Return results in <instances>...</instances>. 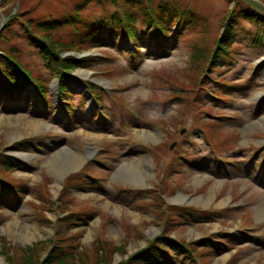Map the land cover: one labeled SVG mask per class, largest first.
<instances>
[{
	"label": "rangeland",
	"instance_id": "1",
	"mask_svg": "<svg viewBox=\"0 0 264 264\" xmlns=\"http://www.w3.org/2000/svg\"><path fill=\"white\" fill-rule=\"evenodd\" d=\"M83 1L0 0V51L13 52L10 68L40 93L35 86L28 98L0 99V159L18 161L12 170L0 167V177L26 188L21 200L0 202V252L23 264L17 255L27 247L37 246L43 261L69 245L82 253L76 264H96L97 249L107 250V264H138V254L154 252L158 241L184 247L183 264H264V19L242 20L249 17L240 10L264 15V0H176L196 19L164 51L142 22L155 0ZM122 10L134 17L137 39L122 33ZM113 15L117 31L105 24L91 48L97 21ZM233 18V56L219 64L210 54ZM38 23L54 24L52 38L73 48L59 59L83 60L87 68L66 67L71 73L60 81L55 61L46 67L23 36ZM198 50L208 53L193 64ZM79 70L90 79H79ZM62 148L94 154L54 188L48 165ZM144 158L150 177L143 186L114 175ZM177 197L186 200L173 202Z\"/></svg>",
	"mask_w": 264,
	"mask_h": 264
},
{
	"label": "trees",
	"instance_id": "2",
	"mask_svg": "<svg viewBox=\"0 0 264 264\" xmlns=\"http://www.w3.org/2000/svg\"><path fill=\"white\" fill-rule=\"evenodd\" d=\"M109 1V0H107ZM162 1L164 0H155V10L152 9V13H150V16L144 19L142 22L144 24V29L147 34L151 38L156 37V41L158 42V45L160 47H163L164 45L168 43L169 40H167V33L165 32L166 28L170 26L171 23H174V26L176 28H182L186 29L184 27L185 22L188 24H192L194 20L196 19V12L194 10H181L182 2L171 0L173 4L175 2L177 3V7H169L163 5ZM87 0H84L82 2L86 3ZM169 2V0H168ZM135 4H138V2H135ZM153 8V7H151ZM180 8V9H179ZM124 9H126V6H124ZM240 10L243 12V15H246L249 18L242 19V20H251L253 17L259 16L262 19H264V15L259 13V10H253L251 7L244 6L243 9L240 8ZM120 14V13H119ZM121 17L124 20V24H120L122 28V33L127 34L131 39H137V34L133 29L134 17L131 13L127 12L126 10L121 11ZM116 19L115 15L108 17L106 22L103 19L102 21H97L96 26L98 25V29L93 31L91 35L85 39L88 44H90L91 48L96 46V43L101 41V36L103 35V31H105L103 28L105 27V24H107L108 32H115L117 31V27H115V23L113 19ZM236 18V17H235ZM229 20L226 19L225 24L223 25V28H225V31L223 32V35L221 36L219 40V50L216 52V54H210V60H214V62H219L221 64L223 62V58L225 56H233V52L230 50V44L233 43L234 39V30H235V22L234 19ZM117 19L118 14H117ZM99 22V23H98ZM120 22V21H119ZM72 23L68 19H64L62 25ZM54 24H41L38 23L35 26H31V29L24 30L23 36L26 39V41L29 43L31 47L36 49L40 54L42 60L45 62L46 67L49 66L50 62L52 60L55 61V66H57L56 69V76L61 79H65L70 75V71L65 72V68L67 69H75L76 67L79 68H87V65L83 64L82 61H72L71 58L66 59H59V55L63 52L71 51L73 50L72 47H69L60 41H55L53 37V32L56 30V28L53 27ZM1 35V34H0ZM3 37L0 38L2 40ZM111 39V38H110ZM113 40V39H111ZM208 51H195L192 56L193 64L197 63L198 61H201L202 58H204L207 55ZM13 52L11 51H0V99H12L14 97H29V88L30 86H36L37 85L34 81L31 79H28L25 77L20 71L18 67V71H14L10 68V65L15 61L11 60ZM11 57V58H10ZM17 61L19 60L17 58ZM219 64H216L217 67H219ZM14 66V65H13ZM41 86V84H40ZM63 89H60L62 91ZM37 91H39L37 89ZM65 92H68L66 88H64ZM17 151H21V149H15ZM18 161L11 157H2L0 159V167L8 170H12L16 165ZM26 188L23 186H19V189L13 188L9 183L1 179L0 177V202H4L6 200L11 199H17L21 200V194H23V191ZM4 200V201H2ZM157 248L154 252L150 253L148 251H141L137 258L135 259L134 263L138 264H176V262L173 260H177L179 264H183L185 262L184 256L188 253V251L182 247V249H178V247L171 242H156ZM76 244H74L75 246ZM109 248V246L107 247ZM73 249H69V245L61 246L59 245L55 249H53L49 254L48 257L43 261H38V252H37V246H31L24 249L20 256L17 255V257L20 259V261L23 262V264H76V261H78V258L81 259L82 253L72 252ZM113 250V248H112ZM114 252H118L122 254L124 251L121 249L119 251V248H115ZM96 253V264H107V262L104 261V258L107 254V250L103 249L104 254H99L98 249L95 251ZM175 253V256H170ZM0 255H3L7 262L13 264L12 258L5 252L1 251ZM105 255V256H104ZM181 255V256H179Z\"/></svg>",
	"mask_w": 264,
	"mask_h": 264
},
{
	"label": "bare ground",
	"instance_id": "3",
	"mask_svg": "<svg viewBox=\"0 0 264 264\" xmlns=\"http://www.w3.org/2000/svg\"><path fill=\"white\" fill-rule=\"evenodd\" d=\"M76 76L79 79H90V73L86 72L84 70H79L76 73ZM98 84H102L103 86L106 85L104 82H96ZM52 90H54V86L52 87ZM56 91V88H55ZM89 95L88 100L91 101V96ZM263 94V93H260ZM260 95H258L256 98H258ZM89 101V102H90ZM92 108V105L88 106V109ZM258 124L260 128L264 131V118L260 119L258 121ZM251 132V127H248L245 129V133ZM139 137L142 138H151V133L146 132H138L137 133ZM94 154V150L88 149L86 150V153L79 154L75 150H71L68 148H62L57 153H55L52 156V159L48 165L49 171L51 176L55 180V186L61 184L62 181H64L65 177L71 173L72 171L77 170L87 159L91 158ZM15 156H17L19 159L23 161H29L33 157L29 154L25 153H16ZM116 178H119L120 181L124 184H128L130 186H143L145 183V179L150 177V163L147 159H141L139 163L130 165L129 167L122 166L120 167L116 173L114 174ZM198 184H200V180H197ZM186 199L184 197H177L176 199H173V202L181 203L184 202ZM211 200V198L208 200V202ZM190 203H195L194 200H190ZM226 201L222 202V206L225 205ZM197 204V202L195 203ZM0 264H5L4 261L0 258Z\"/></svg>",
	"mask_w": 264,
	"mask_h": 264
}]
</instances>
